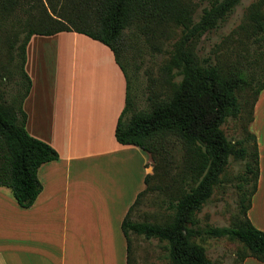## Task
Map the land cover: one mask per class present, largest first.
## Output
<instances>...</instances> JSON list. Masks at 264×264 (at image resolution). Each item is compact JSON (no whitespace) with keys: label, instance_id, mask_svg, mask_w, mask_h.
Instances as JSON below:
<instances>
[{"label":"trees","instance_id":"16d2710c","mask_svg":"<svg viewBox=\"0 0 264 264\" xmlns=\"http://www.w3.org/2000/svg\"><path fill=\"white\" fill-rule=\"evenodd\" d=\"M186 1L36 0L39 18H35L34 25L30 23L31 19L25 21V37L20 46L27 91L18 107L7 106L0 91V187L10 189L17 204L29 209L43 191L39 169L59 160L58 152L51 145L33 137L27 130L28 115L23 105L32 88V81L25 71L29 42L34 36L51 37L63 32L83 34L114 53L126 78V106L116 127L117 142L147 152L154 164L153 174L145 178L146 189L138 195L122 223L127 241V264H132L133 234L167 241L172 264H216L196 243L197 238L239 241L244 250L238 252L236 264H243L247 258L264 263V232L248 218L252 197L258 188L257 139L250 131L247 141L252 140V148L245 145V140L233 144L222 129L229 118L241 116L247 106L250 108L249 124L253 122L255 105L264 90V15L255 17L256 27L247 33V40L258 45L254 54L250 53L249 46L241 54L224 57L223 63L219 59L216 63H211L210 59L201 63L196 43L216 30L242 0H214L203 9L197 21L195 16L200 4L194 3L195 0ZM19 3L20 0H0V27L8 10ZM30 5L34 8L32 3ZM172 21L182 26L184 33L171 61L162 69L163 79L171 81L179 75L181 81L169 96L149 97L147 107L136 111L131 99V81L120 55L124 35L135 27L155 38V29ZM233 58L235 62L231 61ZM241 59L244 63L239 62ZM176 144L180 146L184 165L179 173L181 180L175 182L189 185L187 180H191L190 190L171 204L174 214L165 224L133 220L136 208L141 206L148 192L154 190L152 181L163 180L171 174L170 158ZM232 156L248 159L245 164L247 179L239 186L241 219L231 227H204L198 214L213 196ZM249 176H252L253 184L247 188Z\"/></svg>","mask_w":264,"mask_h":264},{"label":"crops","instance_id":"0c3cea01","mask_svg":"<svg viewBox=\"0 0 264 264\" xmlns=\"http://www.w3.org/2000/svg\"><path fill=\"white\" fill-rule=\"evenodd\" d=\"M36 40L54 43L51 54L57 70L54 79H43L35 100L38 108L27 113V130L51 145L59 160L39 169L43 191L29 209L17 204L10 189L0 187V264H68V259L70 264H127L122 223L146 189L153 160L115 137L126 106L125 75L107 46L76 32L32 37L26 69ZM40 51L47 66L46 45ZM44 87L51 93L46 106ZM33 89L34 80L28 102ZM251 132L257 139L259 179L248 218L264 232V90L254 108ZM101 189L111 193L102 194ZM82 245H89L87 251ZM243 264L264 263L247 258Z\"/></svg>","mask_w":264,"mask_h":264},{"label":"rangeland","instance_id":"374dc122","mask_svg":"<svg viewBox=\"0 0 264 264\" xmlns=\"http://www.w3.org/2000/svg\"><path fill=\"white\" fill-rule=\"evenodd\" d=\"M213 1H194V3L200 4L195 16L196 21L200 18L203 9L209 7ZM30 3L33 4L34 8H31ZM39 13L40 9L36 0H20L19 6L15 5L5 14V21L0 27V91L3 92V96H1L7 106L18 107L27 91L28 81L23 77L21 66L23 58L20 51V46L25 37L23 26L27 19H31L30 23L34 25L35 18H39ZM257 15H264L262 0H242L216 30L206 34L196 43L195 49L201 63L208 59L211 63H216L217 59L223 63L224 57L232 53L235 55L241 54L245 48L248 50L249 46L250 53L254 54L258 49V45L253 44V40L249 42L246 37L247 33H251L256 27L255 17ZM143 32L135 27L127 30L120 52L121 61L126 67L131 81V99L134 102L136 111L144 110L147 107L149 97L165 98L169 96L181 81L179 75L171 81H165L162 69L171 61L183 36L184 28L172 21L159 25V28L155 29V38ZM35 43V51L32 50L29 57V69H25L30 75V79L33 77L34 80L33 100L28 102L26 99L23 105L26 113L36 111L38 107L35 100L44 81L43 79L47 77L49 79L51 75L54 79V72L57 70L56 61L54 62L51 54L54 43L51 41L43 42L42 40H36ZM12 44H14V49H11ZM44 45H46V52L49 53L47 66L42 64L44 59L38 56L41 52L40 48ZM37 61H39V67H37ZM231 61L235 62L236 59L233 58ZM239 62L244 63V60L241 59ZM44 89L46 90H44L45 95L43 98L45 99L44 106H46V104H49L48 96L51 93L48 87H44ZM50 98L52 101V97ZM248 107L241 116L229 118L222 129L231 143L236 144L238 141L245 140V145L252 148V140L247 141V136L251 133V123L249 124L250 108ZM30 132L32 133V131ZM170 161H172L171 174L164 177L163 180L158 178V180L152 181L151 186L154 190L148 192L142 200L141 206L136 208L132 214L133 220L156 225L165 224L174 214L171 204L174 205L184 192L190 190L191 180H187L189 185L175 182L177 179L181 180L179 173L184 165L183 154L180 152L178 144L174 147ZM247 161V158L239 159L234 156L230 158L227 170L220 183L215 187L213 196L198 214L202 226L231 227L239 223L241 219L239 186L247 179V177L245 178V164ZM251 177L248 178L247 188H250L253 184ZM154 186L159 188L156 189ZM107 190L111 193L110 189H101L102 194ZM100 198L104 197L101 195ZM80 211L89 214L87 209L86 211L83 209ZM70 217L72 218V213ZM89 220L90 218L87 215L86 222ZM76 228L77 226L74 225V230ZM124 241L126 242V239L123 237V243ZM195 241L204 249L207 257L216 264H236L238 252L244 250L242 243L228 238H197ZM88 246L82 245L83 250L87 251ZM71 247L69 245V254L72 251ZM131 247L132 264H172L170 247L167 241L155 238L147 239L144 236L133 234ZM68 264H70V259H68Z\"/></svg>","mask_w":264,"mask_h":264}]
</instances>
